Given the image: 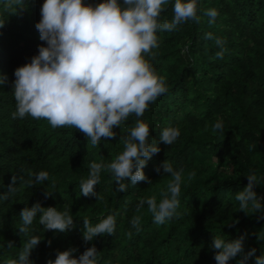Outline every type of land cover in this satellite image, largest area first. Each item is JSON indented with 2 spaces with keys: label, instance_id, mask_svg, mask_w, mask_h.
I'll list each match as a JSON object with an SVG mask.
<instances>
[{
  "label": "trees",
  "instance_id": "16d2710c",
  "mask_svg": "<svg viewBox=\"0 0 264 264\" xmlns=\"http://www.w3.org/2000/svg\"><path fill=\"white\" fill-rule=\"evenodd\" d=\"M83 2L95 6L103 0ZM43 3L21 0L9 6V0H0V77H7L0 85V195H8L0 200V264L18 261L24 242L33 236L41 242L31 251V264H47L57 251L70 248L77 249L73 256L78 258L93 245L97 264H217L215 236L226 242L244 236L243 252L228 264H238L252 249L255 253L245 264H255L256 257L264 255V212L245 214L235 197L247 186L251 172L264 206V0H197L199 23L188 20L174 31H158L159 47L144 59L165 79L168 91L150 103L142 117L131 114L113 128L115 138H102L96 147L74 127L54 130L43 119L12 118L14 71L30 63L40 46H47L35 27ZM174 3L169 0L164 6L160 22H171ZM210 8L219 13L211 24L204 14ZM206 33L212 39H206ZM216 38L226 49L222 58L217 56L221 46ZM137 119L150 128L147 142L161 149L143 169L151 183L133 186L125 180L127 191L119 193L111 172L103 168L94 186L101 199L80 195V181L88 178L90 163L107 165L121 154ZM217 122L223 129L213 134ZM168 127L179 129L180 135L164 145L160 133ZM164 161L174 170L183 169L179 215L157 225L147 204L139 211L137 205L142 199L155 197L159 203L163 198L172 179L162 168L156 171ZM40 171L48 173V180L30 187L27 181L35 183ZM14 175L15 191L9 193ZM46 191L52 193L48 198ZM37 202L67 210L74 227L46 230L38 214L27 234L19 233L21 211ZM109 214L115 216V233L86 243L83 219L94 226ZM134 216L141 218L139 231L130 223Z\"/></svg>",
  "mask_w": 264,
  "mask_h": 264
},
{
  "label": "clouds",
  "instance_id": "9594fccd",
  "mask_svg": "<svg viewBox=\"0 0 264 264\" xmlns=\"http://www.w3.org/2000/svg\"><path fill=\"white\" fill-rule=\"evenodd\" d=\"M21 0H9V6L19 5ZM169 0H103L96 4H85L83 0H44L40 9L41 19L35 27L40 40L47 46H40L39 54L30 63L18 67L14 71L12 93L16 102V110L11 114L13 119L31 117L34 120H46L52 129L65 126L74 127L82 132L92 147L99 145L102 138H115L113 128L120 127L131 114L142 117L150 103L168 91L166 81L158 77L144 55H154L152 49L159 47L158 31H174L178 25L192 20L199 23L197 0H175L171 22H160L159 17ZM209 17V24L218 16L215 8L204 13ZM4 22H0V27ZM212 39L211 33L205 34ZM215 43L221 46L217 53L223 57L226 49L223 41L216 38ZM143 54V55H142ZM7 77H0V85L5 84ZM220 122L212 126L213 134L222 130ZM149 126L137 119L130 134L124 139L125 150L109 164L91 162L87 179L80 181V195L95 196L94 186L100 181L103 168L109 170L117 182V192H126L127 180L135 186L140 181H151L143 169L153 156L161 151L157 144H149ZM180 135L174 127L164 128L160 133V141L164 145L173 144ZM254 147V146H253ZM252 150V147H250ZM169 174L172 179L167 184V191L159 203L155 197L140 200L137 211L146 203L152 214L153 222L162 225L166 220L178 216L176 209L180 201L183 169L174 170L172 165L164 161L156 168L159 173ZM194 173H190L191 180ZM46 171L35 175V183L31 179L27 184H41L48 180ZM20 179H23L21 177ZM248 184L236 194L239 210L245 214L264 212L261 198L254 191L258 184L254 173L247 175ZM17 177H12L9 193ZM55 185L53 184V187ZM52 193L46 191L45 198ZM8 195H0V200H7ZM39 214V224L46 230L66 232L74 227L73 217L67 210L59 211L55 207L44 208L39 202L30 208L25 207L21 213L22 224L19 233L27 234L29 226ZM264 218V217H261ZM140 217L134 216L130 221L132 227L140 230ZM235 223H238L236 221ZM83 240L87 243L97 236L113 235L116 220L114 215H107L94 226L87 218L83 219ZM232 226V225H229ZM127 235L131 237L129 232ZM244 236L231 242L214 237L212 247L219 250L215 255L217 264H228L229 260L243 252ZM258 239H262L259 234ZM41 242L33 236L24 242L18 261L8 259L5 264H31V251ZM51 244V241H48ZM12 247V242H8ZM77 251L70 248L57 251L55 260L49 259L47 264H97L98 251L95 245L75 258ZM255 253L252 249L238 264H245L249 256ZM255 264H264V255L255 259Z\"/></svg>",
  "mask_w": 264,
  "mask_h": 264
}]
</instances>
